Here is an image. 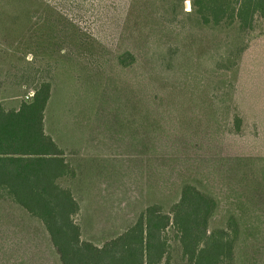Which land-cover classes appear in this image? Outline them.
<instances>
[{"label": "rangeland", "instance_id": "1", "mask_svg": "<svg viewBox=\"0 0 264 264\" xmlns=\"http://www.w3.org/2000/svg\"><path fill=\"white\" fill-rule=\"evenodd\" d=\"M191 1L0 0V103L53 86L46 132L75 172L83 240L170 212L189 183L218 202L210 230L239 222L236 264H264V33L203 25ZM0 264H62L1 193ZM172 264H187L177 243Z\"/></svg>", "mask_w": 264, "mask_h": 264}, {"label": "trees", "instance_id": "2", "mask_svg": "<svg viewBox=\"0 0 264 264\" xmlns=\"http://www.w3.org/2000/svg\"><path fill=\"white\" fill-rule=\"evenodd\" d=\"M206 26H234L264 33V0H192ZM126 66L131 54L121 55ZM53 86L44 83L19 103L21 94L0 103V193L41 220L62 264H172L175 243L187 264H236L240 225L210 230L217 200L197 186H182L170 212L147 207L125 232L99 247L82 239L76 217L81 206L64 179L74 173L64 151L47 134L45 114ZM13 101V102H12ZM18 105V106H17ZM175 242V243H174Z\"/></svg>", "mask_w": 264, "mask_h": 264}, {"label": "built area", "instance_id": "3", "mask_svg": "<svg viewBox=\"0 0 264 264\" xmlns=\"http://www.w3.org/2000/svg\"><path fill=\"white\" fill-rule=\"evenodd\" d=\"M34 95H35V92L33 91V92L27 94V95H26V98H27V99H30V98H32Z\"/></svg>", "mask_w": 264, "mask_h": 264}, {"label": "crops", "instance_id": "4", "mask_svg": "<svg viewBox=\"0 0 264 264\" xmlns=\"http://www.w3.org/2000/svg\"><path fill=\"white\" fill-rule=\"evenodd\" d=\"M15 95H17V94H15ZM51 239V238H50Z\"/></svg>", "mask_w": 264, "mask_h": 264}]
</instances>
